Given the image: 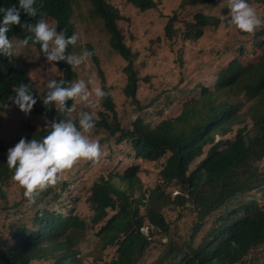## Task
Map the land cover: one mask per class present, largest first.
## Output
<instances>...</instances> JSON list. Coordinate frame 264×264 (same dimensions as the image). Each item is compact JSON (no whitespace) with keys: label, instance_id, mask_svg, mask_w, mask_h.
<instances>
[{"label":"trees","instance_id":"obj_1","mask_svg":"<svg viewBox=\"0 0 264 264\" xmlns=\"http://www.w3.org/2000/svg\"><path fill=\"white\" fill-rule=\"evenodd\" d=\"M76 1L36 0V7L55 21L58 31L71 36L75 33L71 20ZM214 1L190 0L189 5L206 6ZM253 1L264 0H249V3ZM127 2L141 12L159 6L156 0ZM90 3L94 15L102 20L110 35L111 48L126 62V85L122 92L135 111L142 112L145 108L138 99L140 70L136 64L137 55L127 46L119 27L123 18L106 0H90ZM12 5L18 7V0H0V7ZM222 13H228L227 7ZM38 19L39 16L31 18L21 11V23L34 24ZM179 21L176 14L168 16L164 33L171 41L198 40L204 36L206 28H218L222 24L219 16L200 13L195 16V23L187 26L186 32L179 33L176 30ZM239 33L252 39L251 44L256 40V49L240 51L237 57L226 53L227 65L219 64L221 71L213 89L195 84L194 80L186 82L182 79L176 88L177 97L182 101L185 95L199 91V98L185 103L176 118H164L167 114L159 106L162 100L156 99L150 106L156 109L157 118L164 119L153 126L154 122L144 120L147 111H143L127 129L121 127L113 89L108 86L98 58L88 45L100 87L109 93L100 106L84 109L95 112L92 138L100 145L112 141L118 145L126 144L128 149H121L134 153L137 160H163L160 184L153 189L145 188L137 165L128 167L123 173L101 177L91 186V195L86 200L92 211L88 223L81 219L83 205L79 193L85 172L79 165L66 170L63 180L41 193L36 205L26 207L24 197L15 205L18 212L19 208H24V213L33 212L34 215L30 226H12L7 237L0 241L2 264H86V259L75 247L89 228L96 230L102 251L115 249L110 260L95 257L93 264H140L149 252L157 253V256L153 255L156 258L153 264H264V28L252 34ZM8 35L9 38H23L26 33L20 26H12ZM29 46H32L31 42ZM34 47L46 60L40 46ZM73 49L70 45L67 54L72 55ZM243 56L251 62L243 64L240 61ZM56 65L62 73L53 79L71 82L80 77L66 62ZM20 83H30L37 97L29 115L40 117L44 124L45 116L48 120L57 116L62 118L55 108L48 110L42 104L47 83L43 87L36 86L21 65L15 64L12 57L4 56H0L2 112L13 109L25 115L9 99L15 96L13 88ZM193 83L189 90L185 89ZM246 101L255 102L246 117L252 124L251 129L247 120L243 121L238 114ZM71 104L69 101V106ZM76 105H79L76 111H81V102ZM73 116L77 114L73 113ZM44 127L31 124L23 135L2 137L0 134V191L3 197L4 187L18 188L23 196V189L11 181L12 172L6 164L8 149L22 137L40 140L48 131ZM101 133L108 136L102 138ZM7 138L9 141L6 142ZM168 188L178 189L179 193H166ZM63 198L69 200H61ZM166 210H169L167 214ZM171 213H177L175 220ZM184 218H191V223L188 230L180 234V221ZM101 223L103 225L98 229ZM164 239L168 242L164 243Z\"/></svg>","mask_w":264,"mask_h":264},{"label":"rangeland","instance_id":"obj_2","mask_svg":"<svg viewBox=\"0 0 264 264\" xmlns=\"http://www.w3.org/2000/svg\"><path fill=\"white\" fill-rule=\"evenodd\" d=\"M106 1L119 11L120 16L123 18L119 22V27L124 34L125 42L132 52L137 55L136 64L140 70L138 99L141 106L145 108L143 111H147L144 120L154 122H151L153 126L162 118H157L156 109L150 106L151 103L156 102V99L160 98L162 100L159 102V106L167 114L164 118H176L180 115L182 106L185 103L191 102L192 98L200 97V92L197 91L192 95H185L181 101L177 97L179 94L176 88L182 79L186 82L194 80L195 84H203L205 87L213 89L221 71L219 64L223 62L227 65L226 53L237 57L240 51L249 52V50L256 49V40L251 44L252 39L241 35L237 29L227 23L228 13L225 15L222 13L223 9L227 7V0H216L206 6H190V0H156L159 3L158 8L146 12L139 11L127 0ZM182 3L184 5L180 7ZM251 4L258 14L264 17V1H253ZM74 6L71 22L74 25L75 34L78 35V40L72 54L79 55L84 50L88 51V45L92 47L107 84L113 89L112 95L120 111L118 115L121 127L124 129L130 128L131 122H134L139 115L143 114V111L136 112L135 107L130 104V100L122 92L123 87L126 85L124 76L126 62L111 48L109 44L110 35L105 30L102 20L94 15L90 1L77 0ZM200 13L209 17L224 16L225 20L218 28H206L204 36L198 40L182 41L176 39L171 41V39L165 37L164 29L168 22V16L176 14L179 17L180 21L176 24V30L182 33L186 32L189 24L195 23V16ZM45 18L56 26L51 18ZM12 59L15 64L21 65L36 86L42 85L43 87L49 80L62 73L56 66L52 67L51 64L42 61L37 49L33 46L22 49L20 56L12 57ZM240 61L246 64L251 62V59L243 56ZM77 72L80 74L77 80L92 78L95 85L100 87L97 68L91 59L80 65ZM148 78L149 80H146ZM193 85L194 83L186 86L185 89L189 90ZM168 93L172 95L168 96ZM100 104L101 102L97 103L95 107L100 106ZM254 104L255 102L246 101L244 106L238 110L239 116L242 117L243 121L247 120L250 129L252 124L250 125L246 117ZM79 105H76V108ZM74 113L78 114L79 109ZM31 124L36 127L45 125L40 117L29 114L22 116L13 109H5V112L0 109V130H4V132H0L2 137L26 134V129ZM234 130H237V127H234ZM107 136L105 133L100 135L102 138ZM219 138L218 135L216 139ZM5 141H9V139L7 138ZM121 148L128 149L126 144L118 145L114 141L109 144L104 143L101 145L102 155L96 163L80 160L73 166L79 165V169L85 172L84 184L79 192L81 193V205H83L80 208L83 221L91 222L89 217L92 215V211L86 200L91 195V186L101 180V177L107 178L116 173H123L128 167L137 165L140 168L139 176L145 188L153 189L160 184V172L164 167L163 160L157 162L137 160L134 153H129ZM167 190L166 193H174L173 195L179 193L178 189L168 188ZM4 193L3 197L0 191V241L7 237L12 226H22L24 224L30 226L34 215L33 212L24 213V208H19V212L15 208V205L22 200L21 190L4 187ZM61 200L69 199L63 198ZM168 212L169 210L165 211L166 214ZM171 214L173 220H175L177 213ZM190 223L191 218H184L180 221V234L188 230ZM101 225L103 224L98 225V229ZM147 232V228H145L144 233L147 234ZM98 240L96 230L89 228L80 239L78 246L75 247L86 259V264H93L95 257L105 261L110 260L115 255L114 248H107L102 251ZM163 242L167 243L168 240L164 239ZM154 254L157 256L156 252H149L146 260H143L140 264H153L156 259L153 257ZM0 264H2L1 261Z\"/></svg>","mask_w":264,"mask_h":264},{"label":"clouds","instance_id":"obj_3","mask_svg":"<svg viewBox=\"0 0 264 264\" xmlns=\"http://www.w3.org/2000/svg\"><path fill=\"white\" fill-rule=\"evenodd\" d=\"M18 4V7H0V56L19 57L21 50L31 42L33 47L40 46V51L46 58L43 59L39 54L40 59L58 69L56 64L63 61L78 71L80 65L91 58L93 53L87 50L79 55L67 54L68 47L76 45L78 35L74 33L67 36L65 31H58L36 7V0H18ZM227 9V23L238 31L252 34L264 28V17L258 14L249 0H227ZM21 11L31 18L39 16V19L34 24L27 21L21 23ZM220 19L224 22L225 17L221 16ZM12 26H20L26 35L23 38H9ZM13 92L15 96L9 98L11 102L26 115L30 114L37 103L30 83H20L13 88ZM108 95L109 93L95 85L92 78L71 82L51 79L47 82L42 104L48 110L55 108L62 118L57 116L48 120L45 116L44 128L48 130L45 136L40 140L22 137L7 152L6 164L12 172L11 181L23 189L26 207L36 205L41 193L49 187L54 188L60 179L63 180V173L78 161L96 163L100 159L101 145L92 138L96 126L95 112L84 109L95 107ZM69 101H72L71 106ZM76 101L81 102L82 109L74 117Z\"/></svg>","mask_w":264,"mask_h":264},{"label":"bare ground","instance_id":"obj_4","mask_svg":"<svg viewBox=\"0 0 264 264\" xmlns=\"http://www.w3.org/2000/svg\"><path fill=\"white\" fill-rule=\"evenodd\" d=\"M10 60V59H9Z\"/></svg>","mask_w":264,"mask_h":264}]
</instances>
